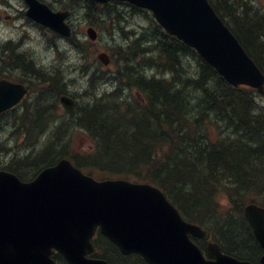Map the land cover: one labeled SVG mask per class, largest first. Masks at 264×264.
I'll return each mask as SVG.
<instances>
[{
    "label": "trees",
    "instance_id": "16d2710c",
    "mask_svg": "<svg viewBox=\"0 0 264 264\" xmlns=\"http://www.w3.org/2000/svg\"><path fill=\"white\" fill-rule=\"evenodd\" d=\"M208 1L264 74V25L258 16L264 10L254 5L256 0ZM57 4L73 9L101 32L107 40L111 69L107 74L93 72L90 67L84 70L90 76L78 95L84 101L68 116L59 118L54 105L56 96L67 92L64 75L2 47L0 71L17 76L5 78L44 87L21 112H12L14 115L5 117L4 122V115L0 116V134H8L0 138V169L30 181L42 169L66 157L98 179L121 177L150 183L164 192L185 220L210 231L226 254L254 262L261 252L243 217V208L251 203L264 207V146L257 147L264 139V101L256 102L259 97L253 89L230 86L193 49L164 33L147 11L118 1L99 5L87 0H57ZM136 18L146 25L136 24ZM77 41L71 38V49L81 44L83 49L77 50L80 56L94 48L84 39ZM189 60H193L192 66ZM105 81L113 86L101 92L97 86ZM210 104L216 107L210 108ZM156 105L168 114V109L176 108L179 121L170 116L162 118L154 109ZM232 113L236 124L240 120L248 126L247 130L237 125L234 135L245 142L243 148L246 145L239 164H233L230 157L231 143L221 151L224 145L219 121H226L227 116L231 130ZM197 123L204 126L202 131ZM76 132L92 143L88 150L81 152L70 146ZM187 137H192L196 146L188 155L184 145ZM212 149L221 152L208 153ZM193 241L205 248L202 241ZM94 243L95 255L109 264H146L135 255L123 257L104 237L98 236Z\"/></svg>",
    "mask_w": 264,
    "mask_h": 264
},
{
    "label": "water",
    "instance_id": "95a60500",
    "mask_svg": "<svg viewBox=\"0 0 264 264\" xmlns=\"http://www.w3.org/2000/svg\"><path fill=\"white\" fill-rule=\"evenodd\" d=\"M26 14L58 35H70L67 12H52L37 0H24ZM105 4L110 0H89ZM116 1V0H115ZM153 13L159 25L233 86L244 85L264 95V77L218 19L207 0H118ZM95 40V32L87 31ZM98 59L107 64L105 55ZM25 88L0 81V113L16 105ZM71 108L69 99H62ZM256 241L264 250V209H244ZM96 227L122 254H140L149 264H250L222 254L210 243L205 260L188 236L207 240L209 233L181 220L161 191L150 185L113 180L97 182L65 159L42 170L30 183L0 171V264H53L51 249L70 264H107L87 259ZM259 264H264V255Z\"/></svg>",
    "mask_w": 264,
    "mask_h": 264
},
{
    "label": "rangeland",
    "instance_id": "374dc122",
    "mask_svg": "<svg viewBox=\"0 0 264 264\" xmlns=\"http://www.w3.org/2000/svg\"><path fill=\"white\" fill-rule=\"evenodd\" d=\"M11 3L15 5L14 9L11 10L5 6L0 9V40L13 39V38L20 40L21 42L20 45L22 46V48H17L15 50L16 53L18 52L19 54L23 53L24 56H28L36 64H38L41 67H44V69L59 70L68 81L67 83L68 92L72 95L75 94V96H77L76 99L79 104L83 102L84 98L76 94L77 93L76 90L80 92L85 87V85H87L86 83L89 78L85 73L84 74L82 73L84 69L82 65H84L85 62H83L80 59V55L78 54L77 51L79 50L81 52L83 46L81 48V44H80V46H78L76 50L72 48V51H70L68 55L65 56L64 53L63 57L62 55H60V58H58L55 51L49 49V47H46L45 39L43 38L44 35L39 29L34 28L31 25L24 26V29L21 28V24H23L24 21L22 20L21 12H20L22 10V6L19 4L20 0H11ZM257 4L264 10V0H257ZM137 21L139 23H142L143 25H146V23H144L142 19ZM70 25L73 26V29L75 30L77 37L85 36V30L87 28V24L83 19L79 18V15L73 14L70 20ZM16 45H18V42L13 43V45L10 46V49H13ZM59 45L61 49H64V47L68 48V46H63V44L61 43H59ZM14 58L15 57H12L10 59H14ZM5 60H7V57H5ZM100 67L101 70L105 69L101 64ZM89 70H92V66L90 67ZM9 76L15 78V76L11 74H9ZM103 84L105 83L102 82L100 83V86L97 87L100 88L102 86H105ZM106 85L110 86L109 83ZM105 90L106 89L101 88V91H105ZM49 96L50 95L47 96L48 100L51 98ZM155 108H161V106L156 105ZM59 110L62 111V109ZM2 121L4 122V119H2ZM6 132L7 131H3L2 135L0 134L1 139L8 137V134H6ZM73 137L74 135L72 136V138ZM9 140L10 138L8 139V141ZM12 142L15 143L14 141ZM72 142L74 143L75 146L77 145L79 148H82V151L87 149L89 144L87 143L86 137L81 133H79L78 136L74 137L73 141L70 140L69 142L70 146L73 144ZM17 143L19 144V141H17ZM6 146L11 147L9 144H7ZM243 159L244 158H242L241 160Z\"/></svg>",
    "mask_w": 264,
    "mask_h": 264
},
{
    "label": "bare ground",
    "instance_id": "6f19581e",
    "mask_svg": "<svg viewBox=\"0 0 264 264\" xmlns=\"http://www.w3.org/2000/svg\"><path fill=\"white\" fill-rule=\"evenodd\" d=\"M255 1V0H254ZM250 3H251V1H249ZM254 5L256 6V7H259V5L257 4V2H255L254 3ZM212 6V5H211ZM250 7V6H249ZM213 8V7H212ZM252 8V7H251ZM252 10V9H251ZM260 10V9H259ZM69 11H72L73 13H74V11H73V9H69ZM262 11V10H261ZM260 14L258 15L259 16V18L261 19V21H262V24L264 25V11L261 13V12H259ZM76 15H78V14H76ZM233 33V32H232ZM235 39H236V41H237V43H239V45H240V47L242 48V50L244 51V53L251 59V61L252 62H254V60L252 59V57L248 54V53H246V51H245V49H244V47L242 46V44L239 42V40L236 38V36H235ZM189 59V58H188ZM196 59V58H195ZM186 61V60H185ZM190 61V63H191V60H189ZM195 61V60H194ZM182 62V61H181ZM187 62V61H186ZM132 63V62H131ZM134 64H135V62H133ZM132 63V64H133ZM188 63V62H187ZM192 63H194L193 62V60H192ZM191 63V66L193 65ZM260 64V63H259ZM185 65H187V64H185ZM195 65V64H194ZM136 66V65H135ZM134 67V66H133ZM144 67V66H143ZM146 67V66H145ZM176 67V66H175ZM195 67V66H194ZM142 68V67H141ZM147 68V67H146ZM151 70H152V68L151 67H149ZM183 68H186L185 66H183ZM192 68V67H191ZM196 68V67H195ZM138 69V68H137ZM177 69V68H176ZM187 69V68H186ZM30 70V69H29ZM144 70V69H143ZM147 70V69H146ZM185 70V69H184ZM192 70V69H191ZM138 70H136V72H137ZM150 71V70H149ZM149 71H148V73H149ZM154 72H155V70H153ZM152 71V72H153ZM189 71H190V69H189ZM197 71V70H196ZM143 71H141V73H142ZM180 72V71H179ZM183 72V71H182ZM147 73V72H146ZM165 73H166V71H165ZM168 73H170V75H171V72L170 71H168ZM187 73V72H186ZM192 73V72H191ZM151 74V73H150ZM188 74V73H187ZM186 74V75H187ZM194 74V73H193ZM143 75H144V73H143ZM143 75H140L139 77H141V78H143ZM165 75V74H164ZM163 75V76H164ZM168 74H166V76H167ZM182 75V74H181ZM189 75H190V73H189ZM192 75V74H191ZM154 76V75H153ZM156 76V75H155ZM160 76V75H159ZM162 76V77H163ZM190 77V76H189ZM155 78V77H154ZM161 78V77H160ZM169 78H170V76H169ZM185 78H186V76H185ZM188 80L190 81V78H188ZM169 81V80H168ZM92 82H96V80L95 79H93V81ZM145 83V82H144ZM142 84V83H141ZM175 84V83H174ZM179 82H178V86H179ZM140 85V84H139ZM177 86V87H178ZM153 88V87H152ZM159 90V89H158ZM108 97V96H107ZM225 99V98H224ZM256 99V98H255ZM258 99V98H257ZM256 99V100H257ZM176 102V101H175ZM181 102V101H180ZM184 102V101H183ZM182 102V103H183ZM257 103H259V100H257L256 101ZM230 103V102H229ZM135 104V103H134ZM261 104V103H260ZM259 104V105H260ZM228 106H230V104L228 105ZM262 106V105H261ZM210 107L211 108H215L216 106H213V105H211L210 104ZM253 107V106H252ZM255 107V106H254ZM158 113H160L161 112V116H162V118H168V116H170L172 119H177V121H179V116L177 115V113L175 112L176 111V108H172L171 110L170 109H168L169 111H170V113L168 114V112L166 111V110H164L163 108H154ZM256 109V108H255ZM261 109V108H260ZM212 110V109H211ZM251 110H253V108L251 109ZM254 111V110H253ZM257 111V110H256ZM259 111V110H258ZM213 112V111H212ZM215 112V111H214ZM259 112H261V111H259ZM157 113V114H158ZM252 113V112H251ZM258 113V112H257ZM155 114V113H154ZM166 114H168L167 116H166ZM255 114V113H254ZM260 114V113H259ZM146 115V114H145ZM240 115L241 114H238V117H240ZM261 115V114H260ZM138 116V115H137ZM234 118V114L232 113L231 115H230V120H231V127H232V129L230 130V126L228 125V118H227V116H226V121L225 120H221V121H219V124L221 125V128H222V132H221V142L223 143V145H224V147H221V151L223 152V151H225L224 149H225V147L227 146V144L228 143H231L232 144V148H233V150H232V152H231V154H230V157L232 158V162H233V164H239V161H240V159H242V158H244V153L246 152L244 149H245V147H246V145H244L245 147L243 148V144L245 143V142H242L241 143V141L239 140H237V138H236V136H234L235 135V132L237 131V125L238 124H236V122H234L233 119ZM251 118V117H250ZM254 118V117H253ZM143 119V118H142ZM151 119V118H150ZM225 119V118H224ZM193 120V119H192ZM203 120V119H202ZM153 121H155L154 119H153ZM201 122V121H200ZM203 122V124H204V120L202 121ZM201 122V123H202ZM217 122V121H216ZM152 123V122H151ZM251 123H252V121H251ZM246 123H240V120H239V127H240V125L243 127V126H246L247 127V130H248V126L247 125H245ZM195 125H197L199 128L198 129H200L201 131L204 129V126H202V125H199L198 123L197 124H195ZM253 125V124H252ZM136 127V126H135ZM134 128V127H133ZM197 128V127H196ZM220 128V129H221ZM183 130V129H182ZM262 130H264V129H262ZM136 132V131H135ZM239 132V131H238ZM188 133V132H187ZM261 133H262V131H261ZM258 134V133H257ZM179 135V134H178ZM187 135V134H186ZM247 135H248V133H247ZM205 137V136H204ZM252 137V136H251ZM196 138V137H195ZM236 140H235V139ZM182 139H184V138H182ZM207 138H205L204 140H206ZM248 139V138H247ZM203 140V141H204ZM242 140H243V137H242ZM245 140V139H244ZM261 140V139H260ZM198 141H199V139H198ZM193 142V140H192V137H187V139L185 140V143H184V145H186L185 146V150L187 151V155L188 154H190L192 151H193V149H196V146H194V144L192 143ZM196 142V141H195ZM207 142V141H206ZM205 142V143H206ZM247 142V141H246ZM198 143V142H197ZM199 144V143H198ZM182 146V145H181ZM202 146V145H201ZM264 146V139H263V144L262 145H257V147H259V148H262ZM180 148V147H179ZM145 149V148H144ZM196 151V150H195ZM221 151H219V150H214V149H212V150H209L208 151V153L209 152H212V154L213 153H215V154H217V153H219V152H221ZM262 151V150H261ZM177 153H181V151H177ZM196 154V153H195ZM205 154V153H204ZM194 156V155H193ZM251 157V156H250ZM187 159V158H186ZM189 159V158H188ZM191 160V159H190ZM192 161V160H191ZM194 162V161H193ZM134 166V165H133ZM176 185V184H175ZM264 192V191H263ZM172 196V195H171Z\"/></svg>",
    "mask_w": 264,
    "mask_h": 264
},
{
    "label": "flooded vegetation",
    "instance_id": "af4514ba",
    "mask_svg": "<svg viewBox=\"0 0 264 264\" xmlns=\"http://www.w3.org/2000/svg\"><path fill=\"white\" fill-rule=\"evenodd\" d=\"M1 3L4 4L5 7H7L8 9H11V10H12V8L15 7V5H13L10 0H0V9L4 7L1 5ZM23 7H24V5H23ZM9 19H10V17H9ZM24 26H29L27 20L24 21V23L21 25V28L24 29ZM11 40L13 41V39H11Z\"/></svg>",
    "mask_w": 264,
    "mask_h": 264
}]
</instances>
